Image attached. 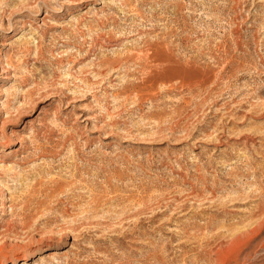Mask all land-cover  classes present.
<instances>
[{
    "label": "rangeland",
    "instance_id": "rangeland-1",
    "mask_svg": "<svg viewBox=\"0 0 264 264\" xmlns=\"http://www.w3.org/2000/svg\"><path fill=\"white\" fill-rule=\"evenodd\" d=\"M3 262L264 264V0H0Z\"/></svg>",
    "mask_w": 264,
    "mask_h": 264
},
{
    "label": "bare ground",
    "instance_id": "bare-ground-1",
    "mask_svg": "<svg viewBox=\"0 0 264 264\" xmlns=\"http://www.w3.org/2000/svg\"><path fill=\"white\" fill-rule=\"evenodd\" d=\"M30 254V253H29ZM29 256V255H28ZM5 262V261H4ZM4 262H3V264H4Z\"/></svg>",
    "mask_w": 264,
    "mask_h": 264
}]
</instances>
